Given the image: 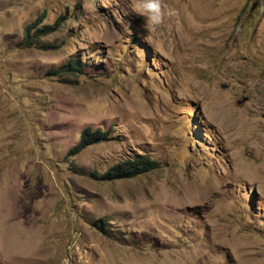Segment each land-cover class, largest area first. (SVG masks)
Wrapping results in <instances>:
<instances>
[{
  "label": "rangeland",
  "instance_id": "obj_1",
  "mask_svg": "<svg viewBox=\"0 0 264 264\" xmlns=\"http://www.w3.org/2000/svg\"><path fill=\"white\" fill-rule=\"evenodd\" d=\"M131 3L0 0V264H264V0Z\"/></svg>",
  "mask_w": 264,
  "mask_h": 264
},
{
  "label": "trees",
  "instance_id": "obj_2",
  "mask_svg": "<svg viewBox=\"0 0 264 264\" xmlns=\"http://www.w3.org/2000/svg\"><path fill=\"white\" fill-rule=\"evenodd\" d=\"M53 25L46 24L45 26L37 29L35 28V24L28 26L25 29L24 32V40L23 43L26 46H32V45H38L37 44V36H40L41 34H48L51 33L53 29ZM82 63L79 62L76 59H71L68 61V63L62 65L60 69L56 71L62 72V73H73L76 74L77 72H80L83 70ZM107 137V132L102 131L100 128H97L96 130H92L90 127H87L83 130L81 134V138L79 143L72 148L68 153L70 155H75L82 151L87 145L91 144L93 141H96L100 138ZM157 166V162L155 160H152L148 156H136L132 159H126L122 160L121 162H118L117 164L110 167L109 170L106 172L98 175L97 173L92 174L95 176V178H101V179H115V178H130L134 177L139 174H143L147 171H151ZM102 221L97 220L96 225L97 227L104 233H107L108 229L103 226Z\"/></svg>",
  "mask_w": 264,
  "mask_h": 264
},
{
  "label": "clouds",
  "instance_id": "obj_3",
  "mask_svg": "<svg viewBox=\"0 0 264 264\" xmlns=\"http://www.w3.org/2000/svg\"><path fill=\"white\" fill-rule=\"evenodd\" d=\"M131 7L145 18L151 28L160 25L165 15H174L173 9L162 10L160 0H132Z\"/></svg>",
  "mask_w": 264,
  "mask_h": 264
}]
</instances>
